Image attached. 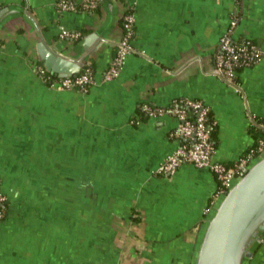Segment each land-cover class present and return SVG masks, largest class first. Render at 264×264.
Masks as SVG:
<instances>
[{"label":"crops","instance_id":"1","mask_svg":"<svg viewBox=\"0 0 264 264\" xmlns=\"http://www.w3.org/2000/svg\"><path fill=\"white\" fill-rule=\"evenodd\" d=\"M95 1L61 12L57 0H0V264H194L217 180L190 163L157 173L179 143L176 119L138 108L201 100L216 123L212 159L236 162L254 143L251 118L264 123V0ZM128 6L132 52L104 80ZM234 13V36L262 52L237 70L241 93L210 73ZM42 48L91 64L95 83L50 87L35 71ZM247 264H264V237Z\"/></svg>","mask_w":264,"mask_h":264},{"label":"built area","instance_id":"2","mask_svg":"<svg viewBox=\"0 0 264 264\" xmlns=\"http://www.w3.org/2000/svg\"><path fill=\"white\" fill-rule=\"evenodd\" d=\"M57 9L61 12L81 11L88 12L96 7L95 0H57ZM130 6L126 7L121 15L122 36L117 43L116 51L110 64L103 74L104 80H110L118 75L122 68L125 56L132 52L130 44L133 35V13ZM238 22V15L232 14L228 27L220 37L212 54L210 73L230 85L236 92L241 93L239 83L236 81L237 70L247 68L256 63L262 52L251 39L234 36V29ZM60 37L76 40L80 37L79 31L62 29ZM35 71L50 87L61 90H77L87 92L95 83L93 71L86 67L84 71L67 76L52 77L46 75V69L41 65L35 66ZM140 112L146 117L157 118L173 116L175 126L170 130L169 136L179 141L175 149L159 164L156 172L170 175L179 165L190 163L199 168L209 170L219 182L216 190L217 197H221L233 182L243 174L249 164L264 154V136L257 141L233 164L226 165L212 159L214 147L210 140V133L215 121H208L209 108L201 100L180 98L174 100L169 106L150 105L143 102L139 105ZM139 118L130 120L134 124ZM252 124L254 123L251 118ZM264 130V123L257 124ZM6 194L0 186V222L4 219V204Z\"/></svg>","mask_w":264,"mask_h":264},{"label":"water","instance_id":"3","mask_svg":"<svg viewBox=\"0 0 264 264\" xmlns=\"http://www.w3.org/2000/svg\"><path fill=\"white\" fill-rule=\"evenodd\" d=\"M45 67L58 77L79 72L82 63L59 53L39 50ZM264 237V154L255 158L219 198L206 218L194 264H247Z\"/></svg>","mask_w":264,"mask_h":264},{"label":"trees","instance_id":"4","mask_svg":"<svg viewBox=\"0 0 264 264\" xmlns=\"http://www.w3.org/2000/svg\"><path fill=\"white\" fill-rule=\"evenodd\" d=\"M74 41H76V40H74ZM253 43H255L254 41H252ZM86 67H89L91 70H92V65L91 64H86L80 71L82 72V71H84V69L86 68ZM239 69H241V68H239ZM93 71V70H92ZM46 75L49 77V78H52V77H55L53 74H51V73H49L47 70H46ZM236 81L238 82V78H236ZM47 82V81H46ZM150 105H152V104H150ZM152 106H154V105H152ZM138 110H139V108H138ZM139 114H140V116L141 117H146L145 115H143L141 112H140V110H139ZM253 120H254V123H257V124H259L261 121L258 119H255V117H253ZM208 121H213V118L211 117V114H210V111L208 112ZM257 124H252L251 123V127H252V129L254 130L253 132H254V143L257 141V139L258 138H260V137H262V136H264V130L261 128V127H259ZM215 128H216V124H214V126H213V128H212V130H211V133H210V140H211V142H212V144H213V147H215V145H214V142H213V134H214V132H215ZM253 143V144H254ZM226 165H228V164H226ZM229 165H231V164H229ZM228 165V166H229ZM217 183H218V186H219V182L217 181ZM218 186H217V188H218ZM7 207H8V204H7V200H6V202H5V204H4V218H5V216H6V210H7ZM254 248H255V246H254ZM254 248H253V250H254ZM248 261L249 260H247V263H248Z\"/></svg>","mask_w":264,"mask_h":264}]
</instances>
